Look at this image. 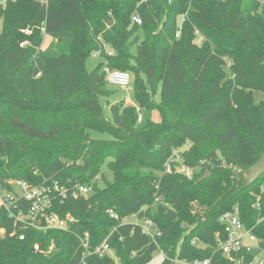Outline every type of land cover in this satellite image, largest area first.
Wrapping results in <instances>:
<instances>
[{"label": "trees", "instance_id": "16d2710c", "mask_svg": "<svg viewBox=\"0 0 264 264\" xmlns=\"http://www.w3.org/2000/svg\"><path fill=\"white\" fill-rule=\"evenodd\" d=\"M0 23V185L23 179L70 191L99 177L88 197L54 200L51 211L73 218L67 230L22 228L0 209V264H148L157 250L162 264H249L253 253L228 257L217 241L221 216L236 207L264 250V174L251 185L237 179L264 153V5L7 0ZM98 50L104 60L89 70ZM105 67L130 71L134 103L162 118L141 126L133 104H111ZM176 158L197 169L192 177L166 171ZM133 215L152 218L159 234L125 222ZM85 233L90 250L107 239L114 255L86 256Z\"/></svg>", "mask_w": 264, "mask_h": 264}, {"label": "built area", "instance_id": "2783aa9c", "mask_svg": "<svg viewBox=\"0 0 264 264\" xmlns=\"http://www.w3.org/2000/svg\"><path fill=\"white\" fill-rule=\"evenodd\" d=\"M7 0L0 2V5H4ZM43 4H47L49 0H41ZM261 6L264 5V0H257ZM133 21L137 24H141L142 17L139 13L133 15ZM30 33L29 30H26ZM181 34V26L177 30V36ZM195 35L197 36L195 42L201 44L204 41V36L199 29H195ZM28 42L21 43L24 46ZM106 51L108 50L105 45ZM109 51V50H108ZM110 53V52H108ZM94 56H100L101 50L94 51ZM107 79L109 83L114 86L127 88L132 85L133 76L129 71L121 69H108ZM127 104H133L138 111V122L143 121V117L140 114L141 108L134 102H127ZM175 167V168H174ZM182 172L192 177L197 171L196 168L187 166L184 163L178 161V158L174 161V164L169 163L166 171ZM96 177L91 183H78L72 186L70 191L63 186L55 183L53 185H38L27 180H12L9 181L10 187L0 185V209H5L10 218L15 219L16 224H20L22 228H34L37 230L47 231L50 229L67 230L69 228V221L73 220L71 216L66 218L61 217L59 214L51 211L52 204L56 198L65 199L70 194L74 199L82 197H88L94 192V183L98 180ZM158 200V199H157ZM111 216L118 219V215L114 211H110ZM136 216V215H133ZM221 222L225 228V238L217 234V241L220 245L223 253L232 257L234 254L241 252L253 253L256 248L262 250L259 246V240L251 229H248L240 218L239 209L236 207L232 211L225 212L221 218ZM143 233L155 237L159 234V229L155 221L144 216L140 222ZM16 232L14 230L11 234ZM7 230L0 226V236H4ZM20 239H25V234H20ZM90 235L85 233L82 238V245L86 248L85 255L96 254L100 257L105 255H114L107 239L102 244L96 246L93 250L89 249ZM35 249L40 250V244H35ZM255 258L249 264H254ZM196 264H210V260L194 261ZM83 264H86L84 261ZM256 264H264V260H258Z\"/></svg>", "mask_w": 264, "mask_h": 264}, {"label": "rangeland", "instance_id": "374dc122", "mask_svg": "<svg viewBox=\"0 0 264 264\" xmlns=\"http://www.w3.org/2000/svg\"><path fill=\"white\" fill-rule=\"evenodd\" d=\"M1 1H3V0H0V2ZM0 29H1V23H0ZM135 38H136V35L133 36L130 39V41H129V48H130V51L133 54H136V51H137V43H135ZM143 39H144V34L140 31L138 33V40H139V42H141ZM50 40H51V38L49 36H45L44 37L43 47H46L48 45V43L50 42ZM104 45H107V44H103L102 46H104ZM107 48L109 49L108 45H107ZM109 52H111V51H109ZM226 59H228V58L226 57ZM103 60H104V58L102 56L91 55L88 58V60H87V68L89 70H92L99 63L103 62ZM108 69H109V67H105L106 78H107V70ZM108 84L107 85L110 87V89H112L114 91V93L108 98L109 102L111 104L115 103V102H118L120 100H126V101H129V102H135L136 101L134 93H133V90H132V85H130L127 88H122V87H117V86L112 85L111 83H109V81H108ZM259 96H261V95H257V98H259ZM157 100H159V96H157ZM104 104L106 106V102L105 101H104ZM107 106H109V104ZM107 114L108 115L110 114L109 108H107ZM140 114L143 117V122H138V124L141 125V126L142 125H146L147 123H149L151 121L152 122L159 121L162 118L161 113H160V111L158 109L142 108L141 111H140ZM167 117H168V119H172V117H173V115H172L170 110H167ZM90 133H91V136L93 138H95V139H110L111 138L110 134L104 133V132H99V131L92 130ZM188 145L189 144H187V146ZM234 170L236 172L240 171L238 166H235ZM140 220L141 219L136 217V216H129V217L125 218V222H130V223H139ZM253 254H254V258H255L254 264H256V262L258 260H261V259L264 260V250H260V249L256 248L254 250ZM164 258H165L164 253L161 250H157L154 253L153 259L148 264H162ZM174 264H196V263L187 262V261H184V260H175Z\"/></svg>", "mask_w": 264, "mask_h": 264}, {"label": "water", "instance_id": "95a60500", "mask_svg": "<svg viewBox=\"0 0 264 264\" xmlns=\"http://www.w3.org/2000/svg\"><path fill=\"white\" fill-rule=\"evenodd\" d=\"M239 28V26H238ZM264 174V153L261 154L260 158L244 173L243 176L237 173L238 182L244 180L245 185H251L255 183ZM210 176V172L207 171L201 176L197 182H201Z\"/></svg>", "mask_w": 264, "mask_h": 264}, {"label": "crops", "instance_id": "0c3cea01", "mask_svg": "<svg viewBox=\"0 0 264 264\" xmlns=\"http://www.w3.org/2000/svg\"><path fill=\"white\" fill-rule=\"evenodd\" d=\"M127 102H129V101H127Z\"/></svg>", "mask_w": 264, "mask_h": 264}]
</instances>
